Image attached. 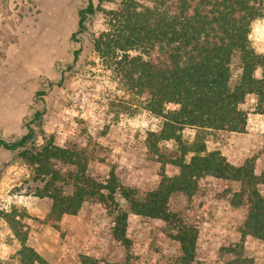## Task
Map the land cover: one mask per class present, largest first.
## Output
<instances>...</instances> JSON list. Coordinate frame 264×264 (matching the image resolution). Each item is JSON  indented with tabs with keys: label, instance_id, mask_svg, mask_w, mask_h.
Listing matches in <instances>:
<instances>
[{
	"label": "rangeland",
	"instance_id": "1",
	"mask_svg": "<svg viewBox=\"0 0 264 264\" xmlns=\"http://www.w3.org/2000/svg\"><path fill=\"white\" fill-rule=\"evenodd\" d=\"M93 1L108 9L115 0ZM84 5L85 0H0V135L12 139L23 134L25 123L39 110L40 118L32 124L36 143L52 137L56 145L77 153L74 164L53 165L65 191L72 189L69 174L78 173L85 184V174L104 181L112 171L125 186L144 192L163 174H178L172 160L179 158V147L173 139L160 138L161 119L144 109L93 52L91 34L103 29V13L97 10L89 16L87 31L71 38L77 10ZM249 41L264 55V16L252 21ZM232 69L235 79L240 72L237 59ZM61 70L60 85L49 87L48 81L61 78ZM43 88L45 93L39 94ZM243 107L244 129L214 131L205 136L206 144L234 165L251 166L259 177L253 186L264 197V114L256 112L252 100ZM194 132L184 127L182 140L189 143ZM19 151L0 148V258L15 260L20 247L8 220L14 217L26 244L44 264H182L179 243L168 235L170 226L132 212L120 194L115 201L127 212L125 240L114 236L115 206L96 196H84L75 214L51 218L52 200L25 192L36 183L31 180L32 165ZM250 187L205 175L190 195H172L171 209L196 229L190 264H242L245 258L250 264H264V240L242 226Z\"/></svg>",
	"mask_w": 264,
	"mask_h": 264
},
{
	"label": "trees",
	"instance_id": "2",
	"mask_svg": "<svg viewBox=\"0 0 264 264\" xmlns=\"http://www.w3.org/2000/svg\"><path fill=\"white\" fill-rule=\"evenodd\" d=\"M100 6L85 0L77 10V28L71 38L87 31L89 16L97 10L103 13V29L91 34L92 50L104 68L115 73L137 96L140 105L161 119L160 138L178 144L179 158L172 162L179 172L163 174L155 187L144 192L125 186L112 171L104 181L85 174V184L80 183L78 173H72V189L65 191L58 183L64 179L53 165L56 161L74 164L77 153L56 145L52 137L36 143L32 124L40 118L41 111L37 110L25 123L23 134L12 139L0 135V148L20 150L19 156L32 165L31 180L36 185L28 186L26 194L49 197L50 217L55 219L75 214L84 196H96L115 206L114 236L125 240L127 212L115 201V195L120 194L132 212L168 224V235L179 243L182 264H190L196 229L171 209L170 199L175 193L190 195L199 178L212 175L251 186L242 226L247 234L264 240V197L253 186L259 177L251 166L234 165L217 149H208L205 138L218 130L242 131L247 115L243 105L250 100L256 112L264 114V55L249 41L252 21L264 16V0H115L111 8ZM80 50L78 47L72 51V62ZM234 59L240 68L235 79ZM63 76L61 70V78L47 85H60ZM44 93V88L39 91ZM168 104L173 108H167ZM184 127L195 130L189 143L181 137ZM8 220L20 247L15 260L0 258V264H44L40 254L26 244L25 235L13 223L14 217ZM241 262L250 264L246 258Z\"/></svg>",
	"mask_w": 264,
	"mask_h": 264
}]
</instances>
